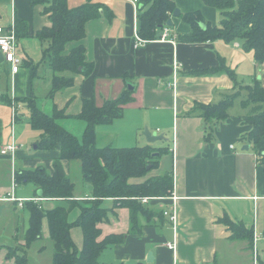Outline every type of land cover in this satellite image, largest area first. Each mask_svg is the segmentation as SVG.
Listing matches in <instances>:
<instances>
[{"label": "crops", "instance_id": "obj_1", "mask_svg": "<svg viewBox=\"0 0 264 264\" xmlns=\"http://www.w3.org/2000/svg\"><path fill=\"white\" fill-rule=\"evenodd\" d=\"M85 1L68 0V3L70 8H75ZM98 2L110 8L112 17L109 19L102 13L100 19L89 21L85 38L69 43L64 51V55H68L81 45L85 47L86 59L94 65L93 74L85 77L70 71L55 72L48 62L40 63L47 43L41 42L36 34L50 26L44 6L32 7L28 0H0V24L7 27L20 24L17 52L23 60L19 73L14 75L10 66L0 61V96L8 94L12 100L34 96L38 107L49 116L55 108L63 111L67 117L58 119L57 123L81 139L87 126L78 118L84 100L95 99L101 107L105 101L120 97L128 84L133 86V101L124 107L122 117L96 128L97 146L165 150L157 169L129 183L142 184L152 177L171 174L173 189L165 197H153L156 199L147 204L141 202L153 216L139 214L135 229L130 209L119 208V203L115 206L114 200L106 199L103 207L109 211L108 219L99 224L102 232L99 241L111 235L124 234L126 238L122 244L105 250L100 261L105 264H254L249 244L231 241V232L219 222L227 215L252 231L258 264H264V170L259 153L244 138L249 127L243 125V117L251 110L244 109L241 99H237L229 110V118L214 126L210 139L204 119L199 114L190 115L197 103L218 104L237 92L227 73L214 72L221 64L235 71L240 84L250 85L256 79L264 86V63L259 65L253 53L243 49L242 41L186 43L179 39L192 32L182 15L200 12L213 26L220 25V12L206 6L202 0H174L181 12L179 17L171 18L173 27H169L175 44L160 41L164 31L160 29L156 40L140 47L135 38L138 13L132 4L125 0ZM21 24H25L26 36ZM32 45L39 50L40 60L33 58ZM175 63L181 65L177 71ZM56 77L74 79V84L51 96ZM14 105L17 119L13 126L14 106L0 104V149L11 143L18 146L13 156L0 154V198L11 194L13 178L18 172L44 168L52 175L54 161L61 154L60 148L52 151L37 148L41 133L32 129L30 112L23 103ZM146 128L157 136L163 135L167 141L149 144L144 136ZM246 146L248 150L244 149ZM73 162H62L70 179ZM73 183V200L92 199V186L83 180L82 174L79 182ZM39 191L35 184L24 182L17 186L15 196L23 200L43 199ZM173 193L178 197L176 203L170 198ZM40 203L45 210L68 206L63 199H45ZM0 205L2 215L7 205L26 210L16 203ZM174 207L176 231L162 215ZM79 214L80 209L76 208L71 214L72 220ZM29 226L30 215L22 234L17 235L20 230L15 228L12 240L9 239L10 243L16 240L12 246L3 243L0 237V264L10 259L9 248L18 246V241L25 244ZM42 234V239L49 238L46 219ZM71 236L81 250L82 229L73 228ZM168 243L175 244V250L167 248ZM31 246L26 247L27 257ZM38 251L42 253L44 248Z\"/></svg>", "mask_w": 264, "mask_h": 264}, {"label": "trees", "instance_id": "obj_2", "mask_svg": "<svg viewBox=\"0 0 264 264\" xmlns=\"http://www.w3.org/2000/svg\"><path fill=\"white\" fill-rule=\"evenodd\" d=\"M32 7L44 6V14L48 16L50 26L38 31L36 37L47 48L43 51L42 61L48 62L55 72L70 71L90 77L94 65L86 59V49L83 45L64 55L66 46L71 42H79L86 36V24L91 20L100 19L102 13L112 17V11L98 0H86L84 4L70 8L68 0H28ZM204 4L220 12L219 26H213L206 21L200 12L182 15L192 32L179 36L182 42L205 43L209 41L243 42V49L252 52L259 65L264 63V0H202ZM177 9L174 0H138V34L145 41L158 38L157 32L163 29L174 17ZM201 24H205L202 28ZM23 25V35L26 27ZM20 24H17V37L20 35ZM38 63L37 65H39ZM36 69V66H35ZM81 69V71H80ZM218 73H227L233 80L237 92L227 96L218 104L197 103L190 115L199 114L207 125V138L213 137L214 126L229 118V110L237 99H241L244 109H250L243 117V125L249 127L244 138L261 156V166L264 170V86L259 80L250 85L240 84L235 71L226 64H221ZM74 84V79L54 78L50 95L67 89ZM134 91L127 90L115 100H107L99 107L95 99L84 100L83 109L78 116L86 122L83 137L78 139L62 128L57 120L67 117L63 111L54 109L52 116L44 113L34 96L25 99L12 100L8 94L0 96V104L14 106L23 103L30 112V125L33 130L41 133L36 144L39 150H56L61 154L54 161V173L50 175L44 168L34 171H22L15 175L17 185L33 183L43 193L44 199H63L68 206L59 205L52 210H45L40 202L27 201L25 209L30 215V226L24 240L26 247L42 239L43 220L46 219L49 228V238L54 244L52 264H105L100 260L102 253L110 247L120 245L126 235H111L99 241L101 229L99 224L107 221L108 209L103 207L106 199L115 201V206L125 207L131 211L133 229L136 227L137 216L153 212L141 202L145 197H165L173 189L171 174L156 176L142 184H131L134 178L146 177L160 164V156L165 150H155L151 147L134 148H99L96 143V128L108 125L122 117L124 107L133 101ZM14 102V104H13ZM78 161L82 178L92 186V199L77 202L73 200L75 185L66 175L62 162ZM79 208L80 214L72 220L71 214ZM163 215V214H162ZM151 216V217H152ZM231 232V241H246L253 244V233L241 222L232 221L227 215L219 219ZM80 227L84 235L83 248L78 249L73 241L71 231ZM1 248V246H0ZM9 248L8 257L14 258L16 264H30L26 249Z\"/></svg>", "mask_w": 264, "mask_h": 264}, {"label": "built area", "instance_id": "obj_3", "mask_svg": "<svg viewBox=\"0 0 264 264\" xmlns=\"http://www.w3.org/2000/svg\"><path fill=\"white\" fill-rule=\"evenodd\" d=\"M129 3L132 4L136 12L138 13V0H125ZM136 27H135V38L137 42V47H140L147 43L148 41L143 40L139 34H138V17L136 19ZM163 35L160 39L162 42H171L172 44H175V38H170L171 36V29L167 26L163 28ZM17 30L15 24L12 26H3L0 24V54L3 56L4 61L10 66L11 73L17 74L19 73V70L21 69V66L23 64L22 58L18 55L17 52ZM181 65L179 63H175L174 70L177 71L178 68H180ZM13 118H12V124L13 126L16 124V119H17V110L15 108V105L13 107ZM18 146L15 143H11L9 145H5L4 147H1L0 149V154L2 156H8V155H14L15 152H17ZM261 157V156H260ZM12 193L9 194L6 197H1L0 198V204H5L7 202H13L16 203L19 207L23 208L25 202L27 201H34V202H40L45 200L44 198H39V199H34V200H26V199H19L15 196V190L17 188V183L15 181V175L13 178V184H12ZM173 200V203H176L178 200V197L176 196L175 193H173V197H170ZM152 199L156 198H150V197H145L142 198L141 201L143 204L149 203ZM168 199V198H167ZM164 217L168 218L170 224L173 227V230L176 231V225H177V212L176 208H172L169 211H165L163 213ZM257 240H255L256 242ZM167 248L170 250H175V244H170L168 243ZM254 264H258L257 261V251H255V262Z\"/></svg>", "mask_w": 264, "mask_h": 264}, {"label": "rangeland", "instance_id": "obj_4", "mask_svg": "<svg viewBox=\"0 0 264 264\" xmlns=\"http://www.w3.org/2000/svg\"><path fill=\"white\" fill-rule=\"evenodd\" d=\"M31 51L33 54L34 59H39L41 56H38L37 54L39 53L38 49H36L35 45H32ZM40 57V58H39ZM42 61V58L41 60ZM242 110V109H241ZM162 142V141H160ZM158 143V142H157ZM73 169L71 171V179L77 183L80 180L81 177V170L79 169V162L75 161L73 162ZM13 187V186H12ZM17 189V188H16ZM22 189V188H21ZM20 190V189H19ZM16 191V190H15ZM10 193H12V189L10 190ZM7 204H14L13 202H7ZM6 210L4 214L0 217V237L3 239L0 240L3 243L7 244L8 246H12L14 242L10 243V240H12V235L15 230V228H19V233L17 235L22 234V231L24 228L28 226V221H29V212L26 209L25 211H21L19 209H14L12 205H7ZM248 243V242H247ZM249 244V243H248ZM16 247L20 249V251H24L23 247L26 249V241L24 243H16ZM38 248H44V251L42 253H39ZM252 252V260L253 263L255 262V251L253 245L249 244V247ZM9 254V251L7 252ZM55 249H54V244L53 242L48 238L44 237L41 241L33 244L31 246V249L28 250V259L30 264H52L53 263V257H54ZM4 264H15L14 258L9 259L7 262Z\"/></svg>", "mask_w": 264, "mask_h": 264}, {"label": "water", "instance_id": "obj_5", "mask_svg": "<svg viewBox=\"0 0 264 264\" xmlns=\"http://www.w3.org/2000/svg\"><path fill=\"white\" fill-rule=\"evenodd\" d=\"M180 15H181L180 10L179 9H176L175 12H174V14H173V16L174 17H179ZM166 26L167 27H173V22H172L171 19L167 22ZM201 26H202V28H204L205 27V24H201ZM0 61H4L3 56L1 54H0ZM80 71H81V69H80ZM127 87H128V89L130 91H134L133 90V86H131V85L128 84ZM144 136L146 137L147 142L149 144H151V145L156 144L157 142H160V141H164V142L167 141V139L163 135L157 136V135L153 134L148 128H146V130L144 132ZM244 149L245 150H248L249 147L246 146ZM39 196L40 197L43 196L42 191H39ZM2 210H3V206L0 205V216L2 215Z\"/></svg>", "mask_w": 264, "mask_h": 264}]
</instances>
